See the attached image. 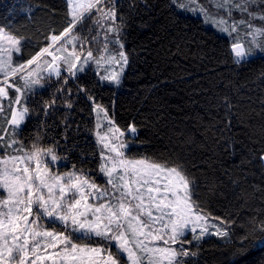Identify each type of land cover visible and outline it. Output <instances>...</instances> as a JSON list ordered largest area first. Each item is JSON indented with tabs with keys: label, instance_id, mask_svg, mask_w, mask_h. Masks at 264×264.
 <instances>
[{
	"label": "snow or ice",
	"instance_id": "1",
	"mask_svg": "<svg viewBox=\"0 0 264 264\" xmlns=\"http://www.w3.org/2000/svg\"><path fill=\"white\" fill-rule=\"evenodd\" d=\"M172 3L226 34L234 64L264 57V0ZM66 4V27L49 35L48 46L26 61H14V54L22 51V38L0 26V264H198L195 258L206 237H216L238 257L253 246H264V219L253 217L239 225L244 231L237 235L231 227L235 221L214 218L205 210L182 162L132 155L136 126L122 130L90 96L99 148L96 171L105 186L75 164L61 171L58 165L67 156L57 154L58 141L45 145L44 136L37 134L25 145L18 138L30 114L37 115L28 102L44 87L42 80L67 85L95 65L103 70L101 81L117 87L122 82L128 57L115 0ZM21 11L30 18L33 9ZM86 21L96 29L95 35L92 27L86 29L91 40L76 32L78 25L84 30ZM92 43H102L95 56L88 46ZM56 91L71 96L70 88ZM55 105L54 94L50 102H40L39 115L49 117ZM65 107L72 109L73 103L66 100ZM227 107L231 111L232 105ZM62 123L66 140L71 125L67 117ZM260 159L264 163V155Z\"/></svg>",
	"mask_w": 264,
	"mask_h": 264
},
{
	"label": "trees",
	"instance_id": "2",
	"mask_svg": "<svg viewBox=\"0 0 264 264\" xmlns=\"http://www.w3.org/2000/svg\"><path fill=\"white\" fill-rule=\"evenodd\" d=\"M115 6L117 23L123 17L121 38L129 59L120 88L102 83L92 68L67 85L53 79L29 96L28 107L37 115L30 114L18 138L25 145L37 134L45 145L58 141L66 169L75 164L97 176L90 96L122 130L136 126L132 155L178 159L194 178L205 210L235 221L232 229L242 234L239 225L264 219V57L234 64L230 38L172 0H115ZM25 7L33 9L30 18L21 11ZM67 13L66 0H0V26L23 39L14 61H26L47 46L49 35L66 27ZM89 27L83 25L82 33L88 35ZM60 86L70 88L71 96L57 92ZM54 94L56 105L42 118L40 102H50ZM66 100L72 109L65 107ZM65 117L71 125L66 140ZM198 251V264H264V246L238 257L216 237H206Z\"/></svg>",
	"mask_w": 264,
	"mask_h": 264
},
{
	"label": "rangeland",
	"instance_id": "3",
	"mask_svg": "<svg viewBox=\"0 0 264 264\" xmlns=\"http://www.w3.org/2000/svg\"><path fill=\"white\" fill-rule=\"evenodd\" d=\"M185 12H187V11H185ZM187 13H189V12H187ZM191 14V13H190ZM193 15V14H192ZM197 16V15H196ZM237 18H239L238 17V15H237ZM89 23H91V21H86V23L85 24H89ZM260 23V22H259ZM84 24V25H85ZM207 26H209V27H211V28H213V29H215L214 27H212V26H210V25H208L207 24ZM216 30V29H215ZM217 32H219L218 30H216ZM76 32L81 36V37H83V36H88V39L89 40H91V36H89V35H87V34H83L82 33V30H81V26H77V29H76ZM219 33H221V32H219ZM221 34H223V33H221ZM95 35V34H94ZM223 35H225V36H227L226 34H223ZM23 40V39H22ZM123 42V41H122ZM124 43V42H123ZM48 46V45H47ZM89 47H92L93 48V52H94V56L97 54V52H96V49H99V48H101L102 47V43H92V44H89L88 45ZM111 47V46H110ZM78 50H79V47H78ZM124 51H125V53H126V50H125V46H124ZM15 55V54H14ZM126 55H127V53H126ZM127 57H128V55H127ZM43 59H50V57H44ZM128 64H129V59H128ZM127 67H128V65H127ZM127 67H126V69H127ZM88 68H92V69H94L97 73H98V75H99V77H100V75H103L104 73H103V70H100V71H98L97 69H96V67H95V65H89L88 66ZM87 68V69H88ZM126 69H125V71H126ZM125 71H124V73H125ZM124 73H123V76H124ZM122 79H123V77H122ZM53 81V80H52ZM52 81L51 82H49L47 79H44V80H42L41 81V83L45 86V85H48V84H50V83H52ZM102 83H107V82H105V81H101ZM122 83V82H121ZM109 84V83H108ZM120 86H121V84L117 87V88H120ZM94 107V106H93ZM105 108V107H104ZM94 112V111H93ZM94 115H95V113H94ZM108 115H109V117H111L112 118V116L110 115V113H109V111H108ZM23 126V125H22ZM126 139H127V137H125ZM96 139V138H95ZM58 167H60V170L61 171H66V170H69L70 168H68V169H66L65 167H66V164H65V162L64 161H62V162H60V164L58 165ZM89 175H90V177H92V178H94L95 180H96V182L97 183H99V184H101L102 186H105V178L102 176V174H100V173H98L97 174V176H95L94 174H92V172H90L89 171Z\"/></svg>",
	"mask_w": 264,
	"mask_h": 264
}]
</instances>
